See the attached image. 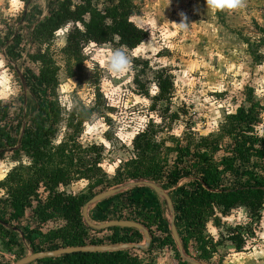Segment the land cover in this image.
I'll list each match as a JSON object with an SVG mask.
<instances>
[{
	"label": "rangeland",
	"instance_id": "1",
	"mask_svg": "<svg viewBox=\"0 0 264 264\" xmlns=\"http://www.w3.org/2000/svg\"><path fill=\"white\" fill-rule=\"evenodd\" d=\"M176 1L178 8L159 13V25H155V21L153 25L149 24L148 28L151 31L149 41L138 51L111 44L90 45L84 50V58L77 59L65 53L67 35L73 25L63 28L40 48L32 44L30 26L48 15L49 8L45 7L47 0L35 2L36 7L42 5L44 10L40 12L31 11L30 7L27 9L24 3L11 5L10 0H0V29L4 32L9 28L15 30L7 46L0 50V100L13 102L23 123L15 148L19 147L22 140L23 129L25 132L28 125L34 126L33 118L40 117L38 123L49 119L46 112L39 111L32 91L29 89L25 91L15 71L17 66L23 72L28 54L37 51L48 53L58 68L59 85L54 100L60 117L56 116L55 120L57 128L55 142L58 144L67 141L76 125L83 123L80 141L84 146H102L103 172L99 177H105L107 183L113 182L118 169L124 163L135 158L134 139L144 131L156 132V141L162 145L157 162L165 165L169 160L172 166L177 162V155L168 152L166 150L168 147L176 148L178 144L186 146L189 143L193 146H203L205 138L209 140L208 147L212 151L214 164L221 165L225 154L230 153L235 144L228 137L224 139L217 137L221 135L225 124L227 122L230 124L229 116L236 115L241 108L250 109L253 104L260 117L254 133L264 137V0H240V7L217 11L215 15L209 11L204 16L199 13L194 2L187 1L183 6L179 0ZM23 13L22 22H18ZM184 17H187L189 23L186 30L177 25ZM167 20L173 26L168 25ZM20 29L25 50L23 58L18 62H12L6 49ZM117 50L122 51L130 61L129 70L122 75H112L108 71L110 56ZM136 60H147L150 64L151 70L142 76L148 86L150 97H146L136 84L140 73ZM163 68L171 69L175 77L174 95L168 107L166 103H156L153 99L159 93L153 82L154 74ZM97 89L103 94V101L100 104L96 96ZM41 94L44 96L41 98L44 102L53 101L51 91ZM71 121L73 129L68 128ZM28 164L23 155L7 153L0 157V184L16 167ZM257 165L263 174L264 168H261V163L257 162ZM193 175L185 173L180 184L189 181ZM24 176L27 177V173H24ZM92 181L94 180L74 178L71 184L62 187L61 190L69 195L89 194L92 200L95 197L90 191ZM130 182L134 181L114 186L112 189ZM228 182L233 184L235 177L228 178ZM156 184L169 194L174 205L176 193L161 183ZM137 188L115 195L123 196L124 201L121 203H117L116 197L113 202L108 198L92 205L88 215L90 221L96 225L105 224V220L115 218L121 210L125 216V208L133 207L130 196ZM150 190L152 195L159 197L152 199L158 209V216L165 221L166 231L164 228L162 230L172 236V215L168 203ZM40 193L46 196L43 187ZM8 196V189L0 185V218L6 220L12 215V209L4 203ZM144 200L150 201L147 198ZM114 202L117 207H114ZM121 205L125 206L124 209L120 207ZM216 213L220 214V210ZM232 215L233 217L226 222L223 219L225 217H221L220 224L212 216L207 223V237L214 242L222 241L228 236L230 229L239 226L247 243L249 245L255 243L256 232H264V222L262 225L264 219L248 220L249 216L241 212L240 208L233 211L230 216ZM31 217L32 212H29L28 217L21 222H13L14 227H8L9 232L0 230V264H16L32 252L42 249L40 239H37L36 246H33L24 236V231L29 226L34 227H31L34 224ZM153 225L158 226L155 223ZM141 234L140 245H144V234ZM36 237L37 234L34 235V238ZM228 244L229 242H226L219 247ZM169 247L172 251L165 250L163 261L175 258L180 264H188L180 255L176 242L175 246ZM196 249L193 240H188L185 254L200 262ZM216 254L213 257H217L219 263L221 254L219 252ZM136 255L133 256L134 259L138 258V263L135 264H145L148 259H152L150 254L137 252ZM32 264L50 263L40 260Z\"/></svg>",
	"mask_w": 264,
	"mask_h": 264
},
{
	"label": "trees",
	"instance_id": "2",
	"mask_svg": "<svg viewBox=\"0 0 264 264\" xmlns=\"http://www.w3.org/2000/svg\"><path fill=\"white\" fill-rule=\"evenodd\" d=\"M21 1L27 7L34 0ZM135 12L133 0H50L48 15L32 29L31 41L40 48L63 28L73 25L68 32L65 47V53L72 58H84V50L90 44H111L134 50L148 38V33L131 20ZM23 18L24 13L18 22H22ZM14 33L15 30L11 28L6 32L0 29V50L7 46ZM24 50L20 29L6 53L10 61L18 62L23 58ZM28 56L24 64L27 87L32 91L39 111L46 112L49 119L38 123L40 117L33 118L34 126L28 125L25 128L21 144L15 149L23 126L22 117L18 115L13 102L0 100V157L12 153L25 156L29 162L28 165L16 167L0 184L2 188L8 189L9 196L4 203L12 209L10 219L0 218V221L13 228V222H21L32 212L34 224L31 227H34L29 226L24 236L33 246L37 239L41 240L42 249L36 252L71 247L140 244L142 234L135 229L115 227L99 231L90 228L84 220L83 208L90 201L91 195H69L61 188L71 184L74 178L94 180L90 191L96 196L129 181H153L176 193L174 207L179 234L185 249L187 241L193 240L201 263L209 264L217 248L226 242L235 246L238 252L243 251L246 238L239 226L230 229L228 236L218 242L206 234L207 223L212 216L220 224L221 217L230 216L239 208L246 209L252 220L263 219L264 173H260L257 162L264 168V137L254 133L260 120L254 104L250 109L241 108L236 115L229 116L230 124L227 122L217 137H228L235 144L232 151L225 154L221 165L214 164L212 151L208 147L209 140L206 138L203 139V146L189 143L186 146L178 144L176 148L168 147V152L177 155V162L172 166L168 160L162 165L160 161L157 162L162 145L156 141V132L144 131L134 139L135 158L124 163L113 182L107 183L105 177H99L103 172L102 146H84L80 141L83 123L76 125L67 141L55 142V120L60 117L54 100L59 85L58 68L46 52L37 51ZM135 62L140 67L136 84L146 97H150L148 86L142 79L151 70L150 64L147 60ZM153 82L159 91L153 99L156 103H166L168 107L175 90L172 70H159L154 74ZM48 90L51 91L53 101L44 102L41 93ZM96 96L100 104L103 94L99 89ZM72 122L69 129H73ZM24 173H27V177ZM185 173L194 175L186 183L180 184ZM231 176L235 177L233 184L228 182ZM42 187L46 196L40 193ZM116 197L110 200L113 202ZM130 197L133 207L125 208V216L120 209L119 215L104 222L125 220L142 224L152 237L150 249L175 246L171 234L162 230L165 229V223L158 216L153 200L158 197L152 195L150 189L139 188L134 189ZM146 198L150 201L144 200ZM117 200V203H121L123 196L117 197ZM113 204L117 207L115 202ZM120 207L124 209L125 206ZM217 210H220V214L216 213ZM0 230L9 232L4 225L0 226ZM35 234L38 237L34 238ZM137 252L149 254V251L142 249L107 253L78 252L42 261L50 264H135L138 258L134 259L133 256H137Z\"/></svg>",
	"mask_w": 264,
	"mask_h": 264
},
{
	"label": "crops",
	"instance_id": "3",
	"mask_svg": "<svg viewBox=\"0 0 264 264\" xmlns=\"http://www.w3.org/2000/svg\"><path fill=\"white\" fill-rule=\"evenodd\" d=\"M179 1L183 6L184 4L187 3V1L188 3L194 2V4L197 6V9L199 10V13H201L203 16L205 15L206 12H209L207 10L206 0H179ZM10 2H11V5H13L14 3L16 5L23 4L21 0H10ZM35 2H37V0H34L33 3L30 4L29 6L31 11L32 10L38 11V12L42 11L43 9L42 5H38L39 7L38 6L36 7ZM49 2L50 0H47V4L45 5L46 9L49 8ZM133 2L136 6V12L131 17V20L139 28L145 30L148 33V38L142 43V45L133 50L134 52H136L149 41V37L151 36V31L148 28L149 24L153 25L154 21L156 22L155 25L160 24L159 13L163 11H167L169 9H176L178 8L179 5L176 0H133ZM215 14L216 13H214V15ZM43 15H45V13H43ZM203 19L205 18L203 17ZM167 22H168L167 23L168 25L173 26L170 23V21L167 20ZM36 24L33 23L30 26V30H32ZM90 45H95V44H90ZM240 209H241V212H244V214L248 216L246 209L244 208H240ZM231 217H233V215L223 218L224 222H226L227 220H230ZM248 220H250V218ZM162 222L165 223L164 219H162ZM263 222L264 221H262V225H263ZM256 234H257L256 235L257 239L255 240V243H253L252 245H249L246 239V243L248 245L247 246L245 245L243 251L241 252H238L235 246H233L232 244L229 245L230 243L227 246L218 247L217 252L221 254V261H219L218 263L217 257L215 258L213 257L209 264H264V232L257 231ZM151 245L148 249H146V251H149V254L152 259H148L145 262V264H180L175 258H167L165 261L162 260V257L166 252L165 250L172 251L169 246L150 249ZM214 255H217V254L215 253Z\"/></svg>",
	"mask_w": 264,
	"mask_h": 264
},
{
	"label": "water",
	"instance_id": "4",
	"mask_svg": "<svg viewBox=\"0 0 264 264\" xmlns=\"http://www.w3.org/2000/svg\"><path fill=\"white\" fill-rule=\"evenodd\" d=\"M30 4L27 5V9L29 8ZM27 11H25V14ZM15 71L17 72L20 81L22 82L23 88L25 91L28 89L27 87V82L24 77L23 72L15 66ZM24 133V129H23ZM21 144V141H20ZM16 149V148H15ZM137 187H146L149 189H152L157 195L160 197H163L169 206L171 215H172V221H171V229H172V237L174 241L176 242L178 246V250L180 252V255L182 256L183 260L188 263V264H203L197 261H194L192 258L188 257L185 254V248L182 243L181 236L179 234L177 225H176V211L175 207L172 203V200L169 196L168 193L165 192V190L159 186L156 183L149 182V181H139V182H130L122 187H118L115 189H111L109 191H106L104 193H101L99 195H96L92 200H90L85 207L83 208V217L87 225L94 229V230H99V231H104L110 228H125V229H135L139 231L140 233L144 234V239H145V244L140 245V244H120V245H106V246H86V247H71V248H64V249H58V250H53V251H42V252H32L31 255L21 259L18 261L16 264H32L34 262L40 261V260H46L50 258H58L64 255L68 254H73V253H78V252H84V253H107V252H119V251H126V250H133V249H142L146 250L150 247L152 243V237L150 235L149 230L143 226L140 223H136L133 221H110L106 222L105 224L102 225H96L92 223L89 219V209L92 205L98 204L105 199L114 197L115 195L120 194L121 192H124L128 189L131 188H137ZM0 225H4L5 227H9L7 224L4 222L0 221ZM17 230V229H15Z\"/></svg>",
	"mask_w": 264,
	"mask_h": 264
},
{
	"label": "clouds",
	"instance_id": "5",
	"mask_svg": "<svg viewBox=\"0 0 264 264\" xmlns=\"http://www.w3.org/2000/svg\"><path fill=\"white\" fill-rule=\"evenodd\" d=\"M206 5L207 10L211 13H216L217 11H222L225 9L231 10L241 6L240 0H206ZM188 24L187 17H184L177 25L180 28L186 30ZM129 68L130 61L122 51L117 50L110 56L108 71L112 73V75H122L124 72L128 71Z\"/></svg>",
	"mask_w": 264,
	"mask_h": 264
},
{
	"label": "built area",
	"instance_id": "6",
	"mask_svg": "<svg viewBox=\"0 0 264 264\" xmlns=\"http://www.w3.org/2000/svg\"><path fill=\"white\" fill-rule=\"evenodd\" d=\"M25 68V67H24ZM23 74H24V71H23Z\"/></svg>",
	"mask_w": 264,
	"mask_h": 264
}]
</instances>
